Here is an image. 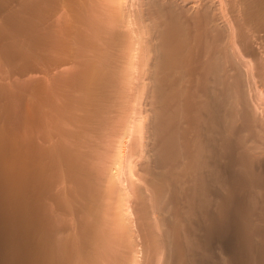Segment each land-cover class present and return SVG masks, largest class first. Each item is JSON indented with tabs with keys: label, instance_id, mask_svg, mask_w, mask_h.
I'll use <instances>...</instances> for the list:
<instances>
[{
	"label": "bare ground",
	"instance_id": "1",
	"mask_svg": "<svg viewBox=\"0 0 264 264\" xmlns=\"http://www.w3.org/2000/svg\"><path fill=\"white\" fill-rule=\"evenodd\" d=\"M90 1L1 3L22 43L1 57L34 58L26 203L37 194L47 217L41 187L58 203L71 193L66 210L27 223L32 258L264 264V0H112L108 23ZM49 165L66 167L57 190Z\"/></svg>",
	"mask_w": 264,
	"mask_h": 264
},
{
	"label": "rangeland",
	"instance_id": "2",
	"mask_svg": "<svg viewBox=\"0 0 264 264\" xmlns=\"http://www.w3.org/2000/svg\"><path fill=\"white\" fill-rule=\"evenodd\" d=\"M3 1L4 0H0V9L2 7L1 3ZM91 2H93V4H91ZM88 5L90 6V8H89L90 14L93 13L92 11L94 10V8H96L97 10L99 9L98 11L100 13L102 11L101 15H98V16L95 15L96 12L94 14H92L91 19L92 18L96 19V17H97V18L101 19V21H103V19H105L104 22H106V20H107V23H108V20H109L108 17L109 16H108L107 12L110 13L112 8L113 9L111 11L112 13H110V15H111L110 17L115 15L114 14V3H112V0H91L90 2H88ZM111 6H113V7H111ZM102 9L105 11V13L103 12ZM106 10H107V12H106ZM103 13H104V16H102ZM13 16H16V17H14V18H16V20H18V18H19V20L16 21L15 24L16 25L20 24L21 23L20 13H16ZM4 24H3V22H2V25L0 24L1 25L0 26V42L2 43V45L0 43V48H1V51H0V83H1V86L4 85L2 88L0 87V89H2V90H0V264H38V262H37L38 260L34 259L35 257L32 258V255L37 256V255H34V252L36 254V251L35 250L33 251L31 248H29V246H31V244L27 243L29 241L26 240L24 238V236L26 237V235L28 234V232H25V231H27L26 230L27 229L26 226H28L27 223L28 224L31 223L29 226L33 225L34 227H36L35 226L36 223H37V225L39 224L38 220L43 221V219H40V218H45L46 216H44V215L40 216V214L39 215L34 214V212L36 211L35 209L37 208V207L34 208V205H35L34 203L36 202L34 200H36L35 198L37 197V194L35 197V193H36L35 190L36 189L33 188V186H31V188H32L31 193L33 190L34 194L33 193H32V195L30 194L31 195L30 198L33 199L32 198L33 195L35 198H34L33 202H32V200H30L31 201L30 203H32V204L26 203V201H27L26 198L28 197V195L26 197L27 189H25V187H26L25 185H27V184L25 182L26 181L25 176H26V173H32V172H30V170L33 171L35 169H34V167H31V165H29V163H26V156H27L26 149L24 146H22L24 143L23 142L24 137H22V135H24V129H23L24 128V125H23L24 119L23 118L25 117V114H24L25 99H26V96L28 98H31V99H33L35 97L34 94L33 95L31 94L32 96H30L28 93L27 94L25 93L24 83H23L22 77L24 76V74H27L28 72H30L29 68L31 66L30 67L28 66V62L30 60L32 63L34 58H31L30 54L26 55L23 53V51L21 49L22 43L20 44V42H21L20 35H19L20 33L19 32H18L19 34L17 33V29L14 28V26H15L14 23H11L12 26L10 25V23H7V24L4 23ZM6 25H7V27H6ZM1 27H3L4 29ZM9 27L11 28V30L13 29V31H11L9 29ZM14 31H16V32H14ZM11 33H15V36L16 35L17 36L15 37L14 34H11ZM9 42H10V44H14V45L18 42V44H16V46L17 47L20 46L21 48L14 50V52L12 51L13 54L12 55L10 54V57H11L10 61L7 62V61H5L6 59H4V57H1V56L6 55L7 50L10 53L11 50L6 49L5 47H4L5 50H3V45H5V43L7 44ZM18 50H21L22 53H20ZM8 51H7V53H8ZM262 51H263V59L259 60L258 63H264V44H263V50ZM1 52H3V53H1ZM34 76L35 75L30 77L29 80L36 79L35 78L36 76L35 77ZM23 79H24V77H23ZM34 83L35 82H33V84ZM24 95H26L25 99H24ZM31 99H29V100H31ZM53 153H54L53 155L57 154V152L56 153L53 152ZM58 153L60 154V152H58ZM31 160L34 161L32 158H31ZM48 161H49V163L51 162V165H52V159H51V161H50V159ZM53 162H55V161H53ZM35 164H37V162ZM58 166L59 165L52 167L49 165V167H48L49 169L46 168L49 171L52 170L49 172V176L51 177L49 180L52 181V184L50 183V185L52 187H54V185L57 186V184H59L63 180L65 182V178L64 177L62 178L61 176H62V172L65 170L66 167H63L62 170H60L61 168H60V166L59 167ZM53 169L55 171H53ZM60 171H62V172L60 173ZM58 173L60 174L59 177L57 176ZM49 176H48V178H49ZM56 178H57V181H56ZM46 179L47 178H45L44 180L46 181ZM33 181L34 180H32V182L30 181L31 182L30 184H32ZM34 185L36 188L38 187V185L37 186H36V184H34ZM43 188L44 187L42 186L41 187L42 192L40 194L44 195V197H47L50 195V199H51V197L52 196L54 197V194H56V191H54L56 188L55 189L53 188L54 189L53 191L55 192L54 194L51 193V190L48 191L49 188H47V189L46 188L43 189ZM38 190H39V188H38ZM66 195L64 196L65 201L59 202L60 205H59L58 201L55 199L56 197H54V198L52 197L53 200L51 199V202H49L50 199L47 197V199H49L47 202L48 204L49 203L52 204V202H55L57 206L55 205V203L52 205L51 204L48 205L50 208V210H49L50 214L47 215V217L45 218V221H47L48 218L50 216H52L51 209H53V208L57 209V207H60V209L58 208V210L64 211V209L67 207V203L69 202L71 193H67ZM65 197H67V198H65ZM65 204H66V206H65ZM63 205H64V207H63ZM35 206H38V205H35ZM51 206H53V207H51ZM26 207H27V209H26ZM32 207L34 208V210L32 209ZM28 213H29V215H28L29 217L26 216ZM31 213H33L34 215H32ZM43 214H45V213H43ZM30 216H32V217H30ZM39 216H40V218H39ZM27 218L30 222L29 221L27 222ZM36 218L37 219L39 218V219L37 220ZM70 221H72V219L68 220L69 223H71ZM24 223L26 225H24ZM63 224H64V222L58 223L57 226L60 225L59 227H63L62 226ZM84 225L81 224V227L79 226L80 229H82V226H84ZM33 226H31V227H33ZM79 227L77 228V230L79 229ZM80 229L78 230V232L81 231ZM85 229H86V227H85ZM86 230L82 229L83 232L81 231V233H86ZM29 253H31V254H29ZM33 259L35 262L33 261ZM235 263H237V262H235Z\"/></svg>",
	"mask_w": 264,
	"mask_h": 264
}]
</instances>
